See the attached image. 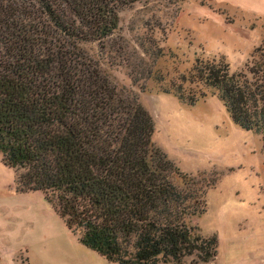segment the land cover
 I'll use <instances>...</instances> for the list:
<instances>
[{
	"label": "trees",
	"instance_id": "16d2710c",
	"mask_svg": "<svg viewBox=\"0 0 264 264\" xmlns=\"http://www.w3.org/2000/svg\"><path fill=\"white\" fill-rule=\"evenodd\" d=\"M141 1L0 0L1 162L18 191H41L68 231L109 263H206L217 239L192 218L205 212L214 179L179 172L153 144L149 113L108 71L107 63H130L116 35L119 13ZM94 44L92 55L85 46ZM255 50L261 58L246 71L196 59L162 92L193 106L210 91L233 123L260 136L264 153V41ZM134 54L133 81L151 77ZM186 82L203 90L186 94Z\"/></svg>",
	"mask_w": 264,
	"mask_h": 264
},
{
	"label": "rangeland",
	"instance_id": "374dc122",
	"mask_svg": "<svg viewBox=\"0 0 264 264\" xmlns=\"http://www.w3.org/2000/svg\"><path fill=\"white\" fill-rule=\"evenodd\" d=\"M116 35L127 43L130 63H107L109 74L151 116L153 144L179 172L215 181L206 192L205 212L192 218V224L201 235L216 237L217 253L197 264H264L260 136L233 123L217 96L199 84H183L186 94L206 92L193 106L162 92L188 76L196 59L223 61L231 72L246 71L260 60L255 49L264 41V0L141 1L119 13ZM142 43L146 49L160 47L163 56L155 60ZM85 48L98 53L96 44ZM134 50L145 68L150 65L151 77L133 81L139 76ZM15 175L0 157V263L23 256L42 264H115L84 247L41 191H18ZM171 180L182 185L178 173ZM195 259L188 256L179 264Z\"/></svg>",
	"mask_w": 264,
	"mask_h": 264
},
{
	"label": "crops",
	"instance_id": "0c3cea01",
	"mask_svg": "<svg viewBox=\"0 0 264 264\" xmlns=\"http://www.w3.org/2000/svg\"><path fill=\"white\" fill-rule=\"evenodd\" d=\"M95 253V252H94ZM0 264H42L39 261H35L34 263L32 262H28V258L27 257H23L21 256L17 261L15 262H11V263H0Z\"/></svg>",
	"mask_w": 264,
	"mask_h": 264
}]
</instances>
